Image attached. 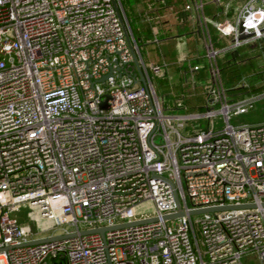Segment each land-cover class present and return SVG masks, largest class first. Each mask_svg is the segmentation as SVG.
I'll return each instance as SVG.
<instances>
[{
  "label": "built area",
  "instance_id": "built-area-1",
  "mask_svg": "<svg viewBox=\"0 0 264 264\" xmlns=\"http://www.w3.org/2000/svg\"><path fill=\"white\" fill-rule=\"evenodd\" d=\"M231 1L183 3L202 52L175 62L206 66L204 101L170 112L185 94L165 105L170 63L144 59L121 0H0V264H264V120L231 122L264 88L234 97L218 65L264 41V0Z\"/></svg>",
  "mask_w": 264,
  "mask_h": 264
},
{
  "label": "rangeland",
  "instance_id": "rangeland-1",
  "mask_svg": "<svg viewBox=\"0 0 264 264\" xmlns=\"http://www.w3.org/2000/svg\"><path fill=\"white\" fill-rule=\"evenodd\" d=\"M235 3H237V0L231 1L230 14L234 10L233 7L236 5ZM123 4L128 19L130 18L129 23H132L133 25H135V23L137 24V20L131 19V17L134 18V15H132V13L137 12V10H141L143 8L141 2L139 0H123ZM168 13L169 12H166V14ZM161 20L160 22H162ZM139 23L143 24L140 21ZM177 29L179 28L171 27L166 29L165 34H156L155 36H149L148 34L146 36H143L145 38L144 41L139 42L141 52L146 61L150 60L157 63H163L164 61H167L170 63L165 68V71L162 75H155L151 73V79L153 81L155 89L160 96H163L165 105L173 107L175 99L181 97L182 94H185V97L183 98L185 108L168 109V111L175 112L200 110L203 108L202 103L204 101V97L201 93V88L202 84H204L205 82L206 74L203 75L199 73V71H195L193 72V74H191L186 66V61L180 63L175 62L177 59H181L185 56L191 55L193 51L197 49L195 48V42H193V35L189 31H186L184 29H179L182 32L178 34ZM169 31L171 32V34H169ZM219 44H225V40L221 39L219 41ZM169 50H171L173 54H171V52L169 53ZM195 52H202V48L196 50ZM258 62L262 63L263 61L258 60ZM185 76L188 78L187 82L184 81ZM261 76H264V74H250L245 78L247 79L246 81L248 84L253 82H257L258 84L260 83ZM193 79L197 84L195 89H192ZM190 92L194 93L191 96L187 95L190 94ZM263 120L264 96L257 98L253 107L249 108L246 112L231 116V122L234 124H255ZM200 122L204 123L203 120H200ZM213 122L216 127L222 125V121L219 116L214 117ZM20 207V210L16 212V216L21 223L27 225V227L32 231H40V234L49 232V230L45 231V229L53 225V220L41 216L38 206L30 205V203L26 202ZM152 209L153 204L149 200L143 201L136 207L137 212H151ZM55 230L59 231L60 228L58 227ZM242 259L247 264H257V258L254 252H251L247 256H243Z\"/></svg>",
  "mask_w": 264,
  "mask_h": 264
},
{
  "label": "trees",
  "instance_id": "trees-1",
  "mask_svg": "<svg viewBox=\"0 0 264 264\" xmlns=\"http://www.w3.org/2000/svg\"><path fill=\"white\" fill-rule=\"evenodd\" d=\"M123 3V0H121ZM171 2H174V6L179 8V2L181 0H165L164 2H160V5H169ZM124 5V4H123ZM209 8L206 6V11L209 12ZM131 19H134L131 17ZM130 22V18H129ZM135 22V21H134ZM132 32L135 38L140 42L143 36L148 35L147 31H143L140 29L137 24H130ZM173 54L171 50L169 53ZM264 58V41L258 45L257 43L250 46H240L238 48V53L234 54L231 51H227L218 62L220 74L225 86L228 88V92L234 97L241 96L245 93H253L257 92L264 88V76H261L260 83L253 82L247 85H239L238 82L243 76H247L250 74H264V62L259 63V59ZM201 74H206L207 69L204 66L200 72ZM191 96V95H190ZM201 124H205L201 122Z\"/></svg>",
  "mask_w": 264,
  "mask_h": 264
},
{
  "label": "crops",
  "instance_id": "crops-1",
  "mask_svg": "<svg viewBox=\"0 0 264 264\" xmlns=\"http://www.w3.org/2000/svg\"><path fill=\"white\" fill-rule=\"evenodd\" d=\"M139 1L141 2L143 8L141 10H137V12L132 13V15H134V18L137 20L139 28L143 29V31H147L149 36H155L156 34H165L166 29L171 27H176L180 30L184 29L186 31L189 30V11L187 13L183 10V3L185 2V0H181L179 8L174 6V2H171L169 5H160L159 3L162 1L159 0ZM207 8H209L210 10L212 9L210 4H207ZM166 12L169 13L166 14ZM160 20L162 22H160ZM139 21L143 24H140ZM179 29H177L178 34L182 32ZM169 34H171L170 31ZM142 41L144 40L142 39Z\"/></svg>",
  "mask_w": 264,
  "mask_h": 264
},
{
  "label": "water",
  "instance_id": "water-1",
  "mask_svg": "<svg viewBox=\"0 0 264 264\" xmlns=\"http://www.w3.org/2000/svg\"><path fill=\"white\" fill-rule=\"evenodd\" d=\"M245 34H241V36H244ZM104 77H102L103 79ZM106 102H103L102 105H105ZM264 204V202H263ZM226 207H235V205H225L223 206V208H226ZM215 208H219V207H205V208H199V209H191L189 212H198V211H202V210H211V209H215ZM179 214H184V210L179 207L178 211L175 212V213H171V214H167L166 217H170V216H176V215H179ZM103 227L102 228H97V229H92V230H84V232H89V231H93V230H98L100 232L103 231ZM46 239H49V238H46ZM39 240H44V238H41V239H38Z\"/></svg>",
  "mask_w": 264,
  "mask_h": 264
}]
</instances>
